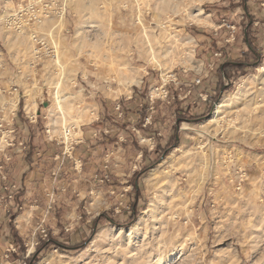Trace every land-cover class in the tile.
<instances>
[{"label":"rangeland","instance_id":"374dc122","mask_svg":"<svg viewBox=\"0 0 264 264\" xmlns=\"http://www.w3.org/2000/svg\"><path fill=\"white\" fill-rule=\"evenodd\" d=\"M49 2L64 16L0 29V122L13 131L0 133L1 172L13 183L16 166L40 176L36 202L17 200L12 211L0 200L9 227L7 236L0 224V264L12 261L3 259L11 241L19 259L40 248L34 264H264V0ZM198 9L201 25L189 18ZM33 33L51 56L34 58ZM214 52L244 66L221 99L249 78L218 123L204 124L213 111L192 122L204 112L171 85L174 100L151 114L161 79L176 74L188 85ZM220 76L209 72L187 101L212 94Z\"/></svg>","mask_w":264,"mask_h":264},{"label":"built area","instance_id":"2783aa9c","mask_svg":"<svg viewBox=\"0 0 264 264\" xmlns=\"http://www.w3.org/2000/svg\"><path fill=\"white\" fill-rule=\"evenodd\" d=\"M12 2L14 0H0V14L5 13V19L0 20V29L2 27L9 28L15 32H22L25 29L32 28L35 25L41 24L45 19L50 18H61L64 16V6L63 5H56L52 6L49 2V0H18L17 3H13L14 7L9 10V12H6V4L9 2ZM230 30V38L231 40H234V34H235V26L230 25L227 26ZM32 41L35 43V49L33 52L34 58L39 59L43 55L45 56H51L52 50H50L46 43L47 39L38 36L36 33H33ZM230 40H227V43H229ZM38 48V49H37ZM213 58L215 61H212L208 64V68L206 72L196 78L192 79L191 82L187 85L180 84L177 80L176 74H170L167 75L164 79L160 80V85L156 86L152 94H150L149 97V104L150 106V112L151 114L154 113V107L153 105L156 102L160 103H167L169 104L170 101L173 99V94L170 93V89L168 88L169 85L175 89V91H179L178 94H176V97L179 101L184 102L183 105L186 107H190L195 110H200L202 112H205L207 108L210 105V99L216 96L217 90L216 85L213 87L212 94L205 92V93H199L197 96V101H187L191 96H193L194 92L193 90L197 89L199 90L200 85L203 83V80L208 77L209 72L212 71H220L221 65L224 62H227L226 59H224L222 52H214ZM220 73V72H219ZM218 73V74H219ZM221 74V81L223 83L224 88H229L232 84H234V81L227 80L226 77ZM220 80V77L218 78ZM171 87V88H172ZM184 90V91H183ZM182 92H185L184 95H182ZM223 92H228L224 90ZM222 92V93H223ZM18 104H16L17 106ZM116 111H119L120 106L119 104L116 106ZM214 109V108H213ZM213 111V110H212ZM121 115V114H120ZM152 115L147 116V118H143L142 120V127L146 128L148 126H151L152 122ZM3 124L0 122V133L2 134V138L5 134L8 133V135L12 134L13 131H4ZM69 136V133L66 135ZM52 176H56V172L51 173ZM0 200L5 203V208L11 209L12 211L21 210V206L18 204L14 205L16 201V197L18 196L19 192L22 191V187L20 184H16L13 182H10L7 179L6 174H2L1 172V166H0ZM53 196L49 197V202L46 208V212H50L53 208V204L55 203V200H53ZM9 211V210H7ZM43 223V221L41 222ZM39 233V239L42 242L48 241V232L45 228L41 227L38 230ZM37 245V244H36ZM18 247L13 244H7V247L3 250V259L8 261V259L11 257V254H15L19 257L20 251H18ZM32 253H29L28 251L24 256H22L21 259H19L17 264H26L27 258ZM9 263V262H8ZM14 262H11L9 264H13Z\"/></svg>","mask_w":264,"mask_h":264},{"label":"crops","instance_id":"0c3cea01","mask_svg":"<svg viewBox=\"0 0 264 264\" xmlns=\"http://www.w3.org/2000/svg\"><path fill=\"white\" fill-rule=\"evenodd\" d=\"M22 167H24V166H21V165L16 166V168L18 169V175L15 174L12 176V178H14V183L20 184L22 187V191L19 192L20 197L19 198L16 197V201L19 200L20 202H22V204L24 206H26L27 204H29L31 202L32 203L36 202V199L31 196V194L33 192V190L31 191V188H32V186L37 185V183H33V180H34V182H37V179L35 177H40V176L37 172L38 169L35 168V169L30 170L28 168L22 169ZM54 180H55V178H54ZM32 206L34 207V205H32ZM33 207H31V208H33ZM34 209H36V207ZM34 209L33 210L31 209L30 211H32V213H34L33 212V211H35ZM2 215H3V213L1 212L0 213V224L2 225L4 232H7V236H8V234H9V227H7V221L8 220H7V218H3ZM42 215L43 216L45 215V211H42L39 216L42 217ZM19 218H21V216H19L18 219ZM43 221L45 222L44 218H43ZM21 224H23V223L21 222ZM9 243L17 246V244L14 243L13 241H11ZM11 259H12L11 262H17L19 260V257L15 254H11Z\"/></svg>","mask_w":264,"mask_h":264},{"label":"bare ground","instance_id":"6f19581e","mask_svg":"<svg viewBox=\"0 0 264 264\" xmlns=\"http://www.w3.org/2000/svg\"><path fill=\"white\" fill-rule=\"evenodd\" d=\"M169 2V1H168ZM164 4H166V3H164ZM196 11V10H195ZM203 11L201 10V9H198V11H197V13L196 14H191V15H189V18H190V20L194 23V24H198V25H201V24H203L204 22H205V19L203 18V13H202ZM5 14H2L0 17L2 18L3 16H4ZM6 16V15H5ZM0 18V19H1ZM4 18V17H3ZM2 18V19H3ZM5 19V18H4ZM192 40V39H191ZM258 70H259V73L260 74H262L263 72H264V66H261V67H259L258 68ZM251 78H252V76H251ZM254 78H256V77H254ZM249 78H247V79H245L239 86H238V91L237 92H235V93H233L231 96H228V97H223L216 105H215V107H214V109H213V112H212V114H211V116L207 119V120H205V122H204V124L206 125V124H209V123H211V124H213V123H218V120L219 119H221L220 118V116L223 114V112H225V109L226 108H228L229 107V103L231 102V100H232V98L233 97H235V96H237L238 94H242L243 92H242V90H243V88H244V86H245V83H246V81L248 80ZM127 81H128V79H127ZM129 82L131 83V84H134V85H139L140 84V82H141V79L140 78H138V79H131V80H129ZM246 89V88H245ZM244 94H245V92H244ZM243 94V95H244ZM239 96V95H238ZM242 96V95H241ZM237 99H239V98H237ZM59 100V99H58ZM57 100V101H58ZM60 102V101H59ZM59 104V103H58ZM59 106H60V104H59ZM14 107H15V109H16V105H14ZM223 117V116H222ZM204 124H202V126L204 125ZM53 125H54V123H53ZM54 131V130H53ZM67 132V131H66ZM67 140H68V138H66ZM153 173H151L150 174V176H152L153 174H154V171H152ZM151 209V208H150ZM149 209V210H150ZM143 219H142V217H140L138 220H137V222L134 224V225H132L133 227L134 226H136L138 223H140L141 221H142ZM132 228V227H131ZM120 231H124V229H119ZM128 230V229H127ZM31 248L33 249V246H31ZM32 249H30V250H28V252L29 253H32ZM48 259V258H47ZM47 259H44L43 261H41L40 263H38V264H43Z\"/></svg>","mask_w":264,"mask_h":264},{"label":"trees","instance_id":"16d2710c","mask_svg":"<svg viewBox=\"0 0 264 264\" xmlns=\"http://www.w3.org/2000/svg\"><path fill=\"white\" fill-rule=\"evenodd\" d=\"M257 63L254 64V67L256 66ZM243 67L244 66L241 63L227 61V62H224L221 65V68H220V71L219 72L220 73L222 72L223 75L226 78H228V80H231L230 73L233 72L234 70H236V72L242 73V71L244 70ZM244 74H245V72H244ZM232 88H233L232 84H231V86L229 88H224L223 83L221 81V76H220V80H219L218 86H217V94H216V96H214L213 98L210 99V106L207 108V110L203 113L202 116H200L199 118H197L195 120H192V122H197V121H200V120L204 119L205 117H207L212 112L214 105L221 99L222 92L224 90L230 91ZM176 103L177 102H175V104ZM156 149H157V147L155 146V148L153 150L155 151ZM166 151H167V149L164 150L163 153H165ZM39 251H40V248L37 249V251L35 252L34 255H32L30 258H28L26 260L27 264H34L35 263L36 258H37V254H38Z\"/></svg>","mask_w":264,"mask_h":264}]
</instances>
